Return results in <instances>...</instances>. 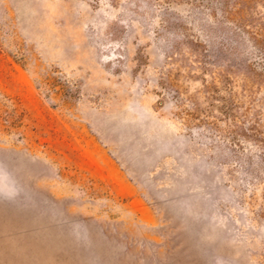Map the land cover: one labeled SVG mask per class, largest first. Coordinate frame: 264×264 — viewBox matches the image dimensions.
<instances>
[{
    "label": "rangeland",
    "instance_id": "obj_1",
    "mask_svg": "<svg viewBox=\"0 0 264 264\" xmlns=\"http://www.w3.org/2000/svg\"><path fill=\"white\" fill-rule=\"evenodd\" d=\"M0 264H264V0H0Z\"/></svg>",
    "mask_w": 264,
    "mask_h": 264
}]
</instances>
